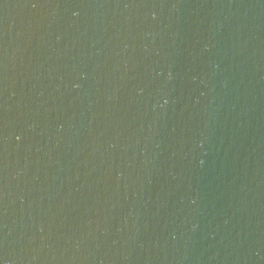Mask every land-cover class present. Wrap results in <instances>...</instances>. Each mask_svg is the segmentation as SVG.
I'll use <instances>...</instances> for the list:
<instances>
[{"label": "water", "instance_id": "95a60500", "mask_svg": "<svg viewBox=\"0 0 264 264\" xmlns=\"http://www.w3.org/2000/svg\"><path fill=\"white\" fill-rule=\"evenodd\" d=\"M0 264H264V0H0Z\"/></svg>", "mask_w": 264, "mask_h": 264}]
</instances>
